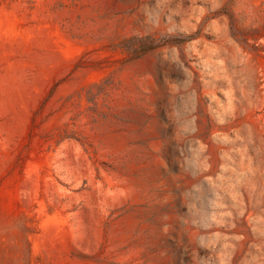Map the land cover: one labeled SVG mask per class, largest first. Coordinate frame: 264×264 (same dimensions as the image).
Returning a JSON list of instances; mask_svg holds the SVG:
<instances>
[{"label":"rangeland","instance_id":"1","mask_svg":"<svg viewBox=\"0 0 264 264\" xmlns=\"http://www.w3.org/2000/svg\"><path fill=\"white\" fill-rule=\"evenodd\" d=\"M0 264H264V0H0Z\"/></svg>","mask_w":264,"mask_h":264}]
</instances>
